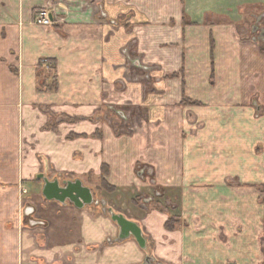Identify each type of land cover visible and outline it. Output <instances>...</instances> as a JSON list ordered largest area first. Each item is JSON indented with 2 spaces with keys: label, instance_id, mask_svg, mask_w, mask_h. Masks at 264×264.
Here are the masks:
<instances>
[{
  "label": "crops",
  "instance_id": "obj_1",
  "mask_svg": "<svg viewBox=\"0 0 264 264\" xmlns=\"http://www.w3.org/2000/svg\"><path fill=\"white\" fill-rule=\"evenodd\" d=\"M263 47L264 0H0V264H264Z\"/></svg>",
  "mask_w": 264,
  "mask_h": 264
},
{
  "label": "water",
  "instance_id": "obj_2",
  "mask_svg": "<svg viewBox=\"0 0 264 264\" xmlns=\"http://www.w3.org/2000/svg\"><path fill=\"white\" fill-rule=\"evenodd\" d=\"M38 180L43 183L42 194L47 201H55L63 205L69 203L79 209L99 205L92 189L85 186L80 179L61 181L59 178H56L50 180L45 174H40ZM102 204L105 207V212L110 215L112 221L117 224L120 230L119 239L127 240L134 238L140 248L147 250V240L140 225L123 214L116 213L112 208L107 209L105 202ZM27 212L28 210L26 211V215L28 216L29 212ZM28 223L31 226L39 225V222L31 218L28 219ZM145 264H151V258L148 257Z\"/></svg>",
  "mask_w": 264,
  "mask_h": 264
},
{
  "label": "rangeland",
  "instance_id": "obj_3",
  "mask_svg": "<svg viewBox=\"0 0 264 264\" xmlns=\"http://www.w3.org/2000/svg\"><path fill=\"white\" fill-rule=\"evenodd\" d=\"M251 78L253 79V77H251ZM172 91L174 92V90H172ZM247 103H250L249 105H251V106H254L255 105L253 100L248 101ZM255 108H257V107H255ZM126 127H127V129L126 130L124 129L125 131H127L126 133H131V134L136 133L133 128H130V127L128 128V126H126ZM257 154H259V151H257ZM103 170L104 171H107V169L105 167L103 168ZM140 170H141V168L140 169L138 168V171H140ZM89 181H90L89 183L92 185L94 191H96V195H97L98 200L104 199V200H106L108 202V206L110 208H112V209H114L116 211L120 208L123 211H126V215H129L130 214V212L127 209V207L125 206V204H122V206H121V204H119L117 202V199L118 198H116L114 195H112L110 193L111 191L109 192V190H111L112 188H108L110 186L107 184V182L104 179L97 180V178L95 177V179H92V180H89ZM263 194H264V190H263ZM162 196L161 197H158V198L156 196H154V197L156 199L157 205H160V206L163 207L164 201L162 202V200L164 199V196L163 197ZM90 208H91V210H94L96 212L102 213V207H96V206H94V207H90Z\"/></svg>",
  "mask_w": 264,
  "mask_h": 264
},
{
  "label": "built area",
  "instance_id": "obj_4",
  "mask_svg": "<svg viewBox=\"0 0 264 264\" xmlns=\"http://www.w3.org/2000/svg\"><path fill=\"white\" fill-rule=\"evenodd\" d=\"M36 26L51 27L54 25V20L51 19L50 13H41L34 20Z\"/></svg>",
  "mask_w": 264,
  "mask_h": 264
},
{
  "label": "trees",
  "instance_id": "obj_5",
  "mask_svg": "<svg viewBox=\"0 0 264 264\" xmlns=\"http://www.w3.org/2000/svg\"><path fill=\"white\" fill-rule=\"evenodd\" d=\"M263 51H264V47H263V49H262ZM108 187V186H107ZM108 188H111V187H108ZM172 224H173V222L172 221H169L168 223H167V228L168 229H171L172 228Z\"/></svg>",
  "mask_w": 264,
  "mask_h": 264
},
{
  "label": "flooded vegetation",
  "instance_id": "obj_6",
  "mask_svg": "<svg viewBox=\"0 0 264 264\" xmlns=\"http://www.w3.org/2000/svg\"><path fill=\"white\" fill-rule=\"evenodd\" d=\"M260 38H261V36H260Z\"/></svg>",
  "mask_w": 264,
  "mask_h": 264
}]
</instances>
